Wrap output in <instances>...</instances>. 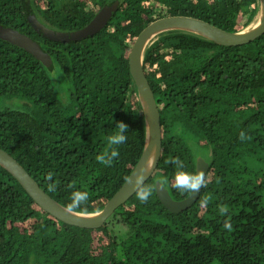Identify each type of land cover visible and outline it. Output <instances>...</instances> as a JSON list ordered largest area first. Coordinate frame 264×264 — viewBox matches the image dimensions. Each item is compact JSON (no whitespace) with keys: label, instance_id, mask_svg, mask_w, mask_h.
<instances>
[{"label":"trees","instance_id":"16d2710c","mask_svg":"<svg viewBox=\"0 0 264 264\" xmlns=\"http://www.w3.org/2000/svg\"><path fill=\"white\" fill-rule=\"evenodd\" d=\"M116 1L100 31L63 43L34 30L21 0H0V25L28 35L52 59L45 65L0 39V147L52 198L85 213L104 207L144 150L145 117L129 70L140 31L157 18L185 15L235 32L257 11V0L33 3L46 25L75 31ZM144 69L163 137L161 158L144 183L152 195L141 202L135 192L102 226L81 228L39 208L0 166V264H264V34L224 46L167 31L148 47ZM116 121L128 125L127 140L105 166L96 156L108 148ZM198 156L209 162L205 185L191 207L173 213L155 183L166 177L161 183L172 197L186 198L189 191L172 187L175 166L169 161L179 158L195 173ZM74 190L89 194L76 208L70 207Z\"/></svg>","mask_w":264,"mask_h":264},{"label":"water","instance_id":"95a60500","mask_svg":"<svg viewBox=\"0 0 264 264\" xmlns=\"http://www.w3.org/2000/svg\"><path fill=\"white\" fill-rule=\"evenodd\" d=\"M21 1L26 18L34 30L47 39L63 43L81 40L98 32L118 6V1H116L112 6L102 9L82 29L60 31L51 28L42 21L33 0ZM173 30L196 34L224 46L251 43L264 34V0H257V11L253 20L247 26L235 32L223 30L196 17L171 15L157 18L144 27L136 36L129 52V70L143 107L146 126L145 146L139 161L127 180L102 209L85 213L60 204L36 182L12 155L0 147V166L5 168L22 185L28 195L43 211L65 224L88 229L99 228L117 207L125 203L136 192L135 181L138 175H143L144 183L153 175L162 155L163 137L160 111L146 76L144 57L148 47L160 34ZM0 39L24 48L45 65L51 63V57L40 47L39 43L16 29L0 25ZM208 170L209 162L203 157H198L196 159V172H202L206 178ZM155 184L159 200L173 213H178L191 207L198 200L203 189L201 187L196 192H190L186 198L175 200L160 181L157 180Z\"/></svg>","mask_w":264,"mask_h":264},{"label":"clouds","instance_id":"9594fccd","mask_svg":"<svg viewBox=\"0 0 264 264\" xmlns=\"http://www.w3.org/2000/svg\"><path fill=\"white\" fill-rule=\"evenodd\" d=\"M114 128L115 131L107 137L108 148L104 150L101 154H98L96 156V160L99 161L101 164H104L105 166H110L113 163V160L118 158V148L119 146L123 145L127 140L126 133L128 132V125L126 123H124L123 121H116ZM240 135L241 138L244 137L243 133H241ZM169 162L175 166V173L172 177V187L176 190L181 192H196L205 185L206 178L202 172H190L185 168L183 161H181L179 158L172 159ZM161 182H167V178H163ZM135 187L136 197L141 202L147 201L152 195V188L151 186L144 184L143 175L137 176L135 181ZM54 189L55 185L50 184L49 190L52 191ZM88 200L89 194L86 191L74 190L70 194V207H80ZM219 211L221 214H223L226 212V209L220 208ZM224 226L229 229L231 228V225L227 223H225Z\"/></svg>","mask_w":264,"mask_h":264},{"label":"rangeland","instance_id":"374dc122","mask_svg":"<svg viewBox=\"0 0 264 264\" xmlns=\"http://www.w3.org/2000/svg\"><path fill=\"white\" fill-rule=\"evenodd\" d=\"M241 28H242V27H241ZM194 151H195V153H196L197 155L203 153L202 149H200V148H198V147H195V148H194ZM199 157H201V156H199ZM29 224H30V223H29ZM29 224H27V225H29Z\"/></svg>","mask_w":264,"mask_h":264},{"label":"flooded vegetation","instance_id":"af4514ba","mask_svg":"<svg viewBox=\"0 0 264 264\" xmlns=\"http://www.w3.org/2000/svg\"><path fill=\"white\" fill-rule=\"evenodd\" d=\"M112 5H113V4H112ZM112 5L106 6V7H104L103 9L108 8V7L112 6ZM116 10H117V9H116ZM116 10H115V11H116ZM100 11H101V10H100ZM113 13H114V12H113ZM113 13H112V14H113ZM112 14H111V17H110V18L107 20V22L105 23L104 27L110 22V20H111V18H112ZM102 28H103V27H102ZM102 28H101V29H102ZM101 29H100V30H101ZM100 30H99V31H100ZM133 42H134V41H133ZM131 47H132V46H131ZM51 61H52V60H51Z\"/></svg>","mask_w":264,"mask_h":264}]
</instances>
